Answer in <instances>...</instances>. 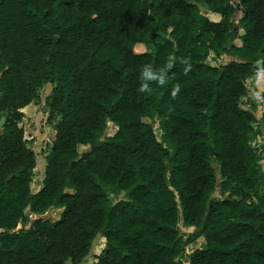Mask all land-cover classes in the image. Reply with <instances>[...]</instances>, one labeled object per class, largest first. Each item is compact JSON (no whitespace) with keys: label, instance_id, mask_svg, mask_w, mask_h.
<instances>
[{"label":"trees","instance_id":"1","mask_svg":"<svg viewBox=\"0 0 264 264\" xmlns=\"http://www.w3.org/2000/svg\"><path fill=\"white\" fill-rule=\"evenodd\" d=\"M239 5L237 18L234 0H0V264H81L99 234L98 264H264L263 157L251 143L264 112L241 105L264 73V0ZM212 53L240 60L211 65ZM48 83L56 138L33 192L22 109ZM51 208L57 220L26 228ZM181 218L204 247L186 252L195 238L182 240Z\"/></svg>","mask_w":264,"mask_h":264},{"label":"rangeland","instance_id":"2","mask_svg":"<svg viewBox=\"0 0 264 264\" xmlns=\"http://www.w3.org/2000/svg\"><path fill=\"white\" fill-rule=\"evenodd\" d=\"M240 0H234L235 5V12L234 16L239 18V13L241 7L239 5ZM202 14L207 15L210 19L213 20H219L220 14L214 13L211 11L210 6L205 2H200L198 4ZM235 34L237 36H240L242 34V31L240 28L234 27L233 28ZM235 44H239L238 37L235 40ZM153 48L147 47L144 44H138L135 47V51L138 53L145 52V51H152ZM215 53H212L207 58V63L209 64H222L229 62L231 60L240 59L237 56H233L227 53H223L219 59H215L214 57ZM247 87H248V94L244 96L241 100V105L243 106L246 103L253 102L255 100L257 101H263L264 100V92L258 91L255 88L254 83L251 80H247ZM51 91V84H46L40 94V99L32 102L31 104L27 105L25 108L22 109L24 117L21 121V125L25 128V139L27 142V145L32 148L36 154H37V166L34 171L33 181H32V190L33 192H37L43 185V179L45 175V168H46V160L45 156L51 151V149L54 146L55 138H56V130H55V121L56 119H51L49 117V109L46 105V97ZM146 121H149L154 126V129L156 131V134L158 137L161 136L162 130L160 129L159 122L154 119H146ZM256 125V123H254ZM257 129V127H256ZM117 130V127L113 123H109L108 129L105 132V135L110 136L113 135ZM264 131L262 130L261 136H263ZM258 136L257 132L252 135L251 137V143L253 146L258 148L260 154L262 155L264 159V146L258 142ZM89 149L88 146H81L80 151H84ZM262 159V160H263ZM261 160V164H262ZM263 165V164H262ZM218 178H220V173L218 172ZM214 197H222L219 188H217L216 192L213 194ZM62 212L61 208H51L47 210L45 213L42 214H30L31 221L26 226V228H29L32 225V222L36 218H43V219H49L51 221L57 220L60 217V214ZM182 212V211H180ZM181 214V213H180ZM23 224L20 223L17 228H22ZM179 232L182 237V240H187L188 238H195L196 234L198 233L197 229L194 226H187L184 224L182 218L180 219L179 223ZM205 245V239L203 236L199 235L197 236L192 243H189L185 246V250L187 253H191L196 248L204 247ZM105 247V240L102 237L101 234H99L96 239L93 242L92 249L89 253V255L83 260L81 264H98V256L101 254L102 250Z\"/></svg>","mask_w":264,"mask_h":264},{"label":"crops","instance_id":"3","mask_svg":"<svg viewBox=\"0 0 264 264\" xmlns=\"http://www.w3.org/2000/svg\"><path fill=\"white\" fill-rule=\"evenodd\" d=\"M237 13H239V17H241L242 15V9H240V11H238ZM242 33H243V29L240 28ZM238 40H239V44H237L238 46L242 45V40L240 37H238ZM236 60H240V59H236ZM228 63V62H226ZM211 65H216V64H211ZM247 80H251L254 85H255V88L258 90V91H262L264 92V73L263 72H259L258 75L256 77H250L248 78ZM253 104L256 105L255 108H252L253 107ZM244 108L246 109H252L253 113L255 114V117L257 119H261L262 117V114L264 112V100L263 101H253V102H249V103H246L243 105ZM263 126V131H264V123H261ZM256 127L258 128L257 124L255 125L254 124V128L256 129ZM262 133H258L257 136L259 139L258 142L261 143L263 146H264V134L263 136H261ZM262 167H263V171H264V159L262 160Z\"/></svg>","mask_w":264,"mask_h":264},{"label":"clouds","instance_id":"4","mask_svg":"<svg viewBox=\"0 0 264 264\" xmlns=\"http://www.w3.org/2000/svg\"><path fill=\"white\" fill-rule=\"evenodd\" d=\"M141 77L142 78H146L148 80H151L155 77V74L152 73V72H149L147 70H145L142 74H141ZM147 88V84L146 83H141L140 86H139V91L140 92H145V89ZM179 89L178 88H175L173 89L172 91V95L175 96L176 95V92L178 91Z\"/></svg>","mask_w":264,"mask_h":264},{"label":"water","instance_id":"5","mask_svg":"<svg viewBox=\"0 0 264 264\" xmlns=\"http://www.w3.org/2000/svg\"><path fill=\"white\" fill-rule=\"evenodd\" d=\"M4 122H5V117H2L1 120H0V127L3 125ZM211 154H212V155L215 154L213 148H211Z\"/></svg>","mask_w":264,"mask_h":264}]
</instances>
